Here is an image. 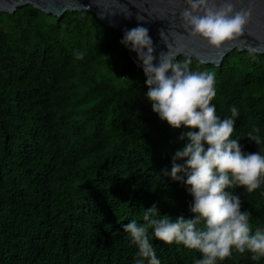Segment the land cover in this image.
Returning a JSON list of instances; mask_svg holds the SVG:
<instances>
[{"label": "trees", "instance_id": "1", "mask_svg": "<svg viewBox=\"0 0 264 264\" xmlns=\"http://www.w3.org/2000/svg\"><path fill=\"white\" fill-rule=\"evenodd\" d=\"M122 34L93 11L58 17L27 4L0 12V264H133L136 247L123 224L142 223L153 204L170 219L195 215L184 184L162 173L189 129L152 110ZM185 58L215 73L212 103L221 118L238 109L232 138L264 154V53L235 49L218 65L177 59ZM254 128L259 144L248 138ZM230 191L250 228H264V185ZM149 238L161 264L200 258L151 229ZM218 264H264V257L233 252Z\"/></svg>", "mask_w": 264, "mask_h": 264}, {"label": "clouds", "instance_id": "2", "mask_svg": "<svg viewBox=\"0 0 264 264\" xmlns=\"http://www.w3.org/2000/svg\"><path fill=\"white\" fill-rule=\"evenodd\" d=\"M238 0H183L179 10L180 28L183 32L162 29L160 37L168 51L157 56L149 29L138 24L123 31L120 43L136 53L137 61L146 77L144 94L152 110L172 128L186 130L180 139L186 143L171 158L170 170L163 175L184 184L192 196V218L183 215L170 219L161 215L153 204L145 209L142 223L131 220L123 230L135 245L133 264H161L156 249L149 238L152 235L165 243L182 244L201 255L193 264H218L233 252L249 253L253 261L264 257V228H250L249 212L242 210L240 196L230 189L242 187L251 193L264 185V154L247 152L238 139L232 138L239 116L235 106L230 116L221 118L216 105L215 73L194 70L191 59H177L169 37L188 34L205 39L217 48L226 41L243 34L252 17L251 0L248 7L237 8ZM127 7V6H126ZM126 16L131 12L121 10ZM138 20L144 17L138 15ZM250 55L256 49L249 50ZM82 60V52L73 53ZM259 129H252L248 138L256 144ZM182 161V162H180ZM203 222V227L198 225Z\"/></svg>", "mask_w": 264, "mask_h": 264}, {"label": "water", "instance_id": "3", "mask_svg": "<svg viewBox=\"0 0 264 264\" xmlns=\"http://www.w3.org/2000/svg\"><path fill=\"white\" fill-rule=\"evenodd\" d=\"M250 0H238L236 7H248ZM32 4L35 8L48 14L62 17L68 11H93L97 17L108 27L124 31L136 27L138 24L149 29L156 47V55L161 51H168L167 45L160 37L163 29L167 34L171 32H183L180 28L181 20L179 10L184 7L183 0H0V12L15 13L24 5ZM127 6V7H126ZM252 17L239 37L226 41L221 47L209 45L199 36L184 34L177 36L175 40L169 37L172 51L177 54L195 57L202 63H221L223 58L231 51L256 49V52L264 53V0H251ZM131 12L126 16L121 10ZM143 16L138 20L137 16ZM130 57L140 66L136 53L129 50Z\"/></svg>", "mask_w": 264, "mask_h": 264}]
</instances>
